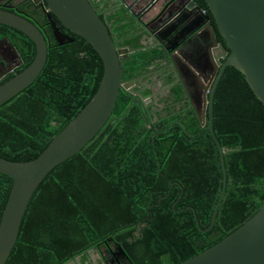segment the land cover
Listing matches in <instances>:
<instances>
[{
	"label": "trees",
	"instance_id": "trees-1",
	"mask_svg": "<svg viewBox=\"0 0 264 264\" xmlns=\"http://www.w3.org/2000/svg\"><path fill=\"white\" fill-rule=\"evenodd\" d=\"M198 2L210 13L204 0ZM32 13L48 44L46 62L0 105V156L14 161L35 158L87 103L103 74L100 57L83 37L52 16L72 38L58 44L40 7ZM1 36L14 44L22 64L0 83L35 55L33 41L19 30L0 23ZM208 120L204 127L198 123L197 134L182 118L187 128L180 133L167 127L156 135L119 92L99 132L40 181L4 264H66L110 243L119 244L132 264H176L221 240L264 203V106L234 66L223 70L212 102L213 132L225 149V193L213 225L200 230L209 226L222 186ZM11 183L0 173V217Z\"/></svg>",
	"mask_w": 264,
	"mask_h": 264
},
{
	"label": "water",
	"instance_id": "water-1",
	"mask_svg": "<svg viewBox=\"0 0 264 264\" xmlns=\"http://www.w3.org/2000/svg\"><path fill=\"white\" fill-rule=\"evenodd\" d=\"M204 1L229 52L227 53L223 43L217 42L210 23H206L211 42L208 45L214 46L219 52L213 55L214 72L211 81L204 88L199 119L200 124L204 125L207 108L208 132L219 153L222 186L209 226L206 229L199 228L200 230H207L213 225L227 183L223 159L225 149L220 145L212 127L213 94L226 66H234L244 75L249 87L264 106V0ZM40 6L48 19L55 41L62 44L72 41V38L57 27L52 16L67 30L83 37L95 49L102 61L103 74L87 103L51 137L35 158L14 161L0 156V173L12 178L0 217V264L5 263L15 244L26 207L40 181L55 165L78 152L99 132L110 117L122 86L120 51L116 49L112 34L90 0H44ZM198 9L203 14V10L200 7ZM0 23L19 30L35 45V55L30 63L0 83L1 105L40 74L46 62L48 44L37 25L19 12L0 8ZM11 47L16 52L12 44ZM219 57L224 59L223 62H220ZM209 85V95L206 97ZM160 198H157L158 202ZM195 221L198 224L196 216ZM139 229L137 226V231ZM117 250L119 256L128 258L119 244ZM176 264H264V203L221 240Z\"/></svg>",
	"mask_w": 264,
	"mask_h": 264
},
{
	"label": "flooded vegetation",
	"instance_id": "flooded-vegetation-1",
	"mask_svg": "<svg viewBox=\"0 0 264 264\" xmlns=\"http://www.w3.org/2000/svg\"><path fill=\"white\" fill-rule=\"evenodd\" d=\"M41 1L44 3V0H0V8L17 9L18 5L30 4L29 12L17 10L34 19L32 12L38 7L42 10ZM90 1L106 21L114 45L120 51L122 86L119 92L138 109L142 127L156 135L167 127L180 133L187 128L182 123L184 118L191 121L190 129L196 131L204 88L214 72L213 55L219 52L208 45L211 42L206 23H210L217 42L225 46L215 32L211 13L201 7L198 0ZM121 24L128 25V29L120 28ZM11 44L14 46L7 36L0 37V81L22 64L17 49L14 46L15 52ZM225 48L228 53L229 48ZM140 54L145 57L141 59ZM219 60L224 59L219 57ZM205 115L207 118V108ZM117 246L110 243L109 247L87 250L84 263L78 262L77 256L69 261L73 264H132L129 258L119 256Z\"/></svg>",
	"mask_w": 264,
	"mask_h": 264
},
{
	"label": "crops",
	"instance_id": "crops-1",
	"mask_svg": "<svg viewBox=\"0 0 264 264\" xmlns=\"http://www.w3.org/2000/svg\"><path fill=\"white\" fill-rule=\"evenodd\" d=\"M89 255V254H88ZM78 258H77V260H78V262H82L83 260H82V258L84 259V261H87V255H79V256H77ZM84 261H83V263H84Z\"/></svg>",
	"mask_w": 264,
	"mask_h": 264
},
{
	"label": "rangeland",
	"instance_id": "rangeland-1",
	"mask_svg": "<svg viewBox=\"0 0 264 264\" xmlns=\"http://www.w3.org/2000/svg\"><path fill=\"white\" fill-rule=\"evenodd\" d=\"M139 227V226H138ZM140 228V227H139ZM92 254H94V252H93V250H92V252H91ZM95 255V254H94ZM71 260V259H70ZM82 260H84V259H82ZM66 263H68V264H73V262H71V261H69V262H66Z\"/></svg>",
	"mask_w": 264,
	"mask_h": 264
}]
</instances>
